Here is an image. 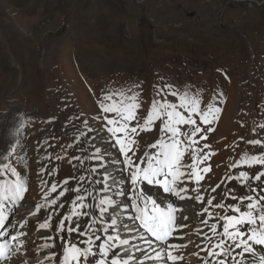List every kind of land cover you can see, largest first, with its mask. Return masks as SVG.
Returning a JSON list of instances; mask_svg holds the SVG:
<instances>
[{
	"label": "rangeland",
	"instance_id": "374dc122",
	"mask_svg": "<svg viewBox=\"0 0 264 264\" xmlns=\"http://www.w3.org/2000/svg\"><path fill=\"white\" fill-rule=\"evenodd\" d=\"M162 83L198 94L204 109L210 103L222 108L218 121L211 125L215 130L200 142L201 147L207 143L216 153L207 161L211 170L201 181L204 203L173 198L175 206L183 210L178 213V223L187 225L176 234L183 239L172 241L187 245L179 264H202L193 255L199 252L197 245L203 246L202 232L207 231L200 220L207 214L200 213L209 207V211L223 214L208 206L207 199L216 196L215 204L236 185L235 180L228 181V175L264 170L259 165L230 167L244 153L261 154L262 146L250 145L248 140L264 141V131L259 129L264 125V0H0V162L21 170L28 188L19 206L7 209L8 236L21 230L20 223L36 219L30 214L45 187L41 167L55 169L52 175H43L50 186L72 176L78 178L83 164L99 166L86 157L92 156L94 143L103 149L108 142L101 143L82 123L87 118L90 126H100L92 119L98 112V98L105 92L142 90L138 110L142 123L152 99L159 98L155 88ZM167 99L176 102L171 96ZM6 122L24 126L16 137L23 148L10 160L3 155L7 151ZM159 123L136 138L137 158L160 137ZM9 131L14 134L15 128ZM81 132L85 135L80 136ZM99 172L102 177L104 169ZM74 181H69V187L77 185ZM251 183L264 187L258 181ZM217 184L220 188L213 193ZM188 187L195 197L191 192L195 185ZM67 205L64 209L53 206L59 217L66 213ZM213 222L209 220V224ZM23 231L28 232L26 254L22 250L13 264L35 258L40 263L46 251L36 254L32 249L41 250L44 241H35L41 231L30 227ZM56 240L59 244V237Z\"/></svg>",
	"mask_w": 264,
	"mask_h": 264
},
{
	"label": "snow or ice",
	"instance_id": "6c2138e0",
	"mask_svg": "<svg viewBox=\"0 0 264 264\" xmlns=\"http://www.w3.org/2000/svg\"><path fill=\"white\" fill-rule=\"evenodd\" d=\"M136 88L140 89V85ZM155 91L159 98L152 99L142 123L138 116L142 107V90L132 89L127 93L105 92L97 99L98 112L92 119L94 123L99 121L98 128L90 126L87 118L82 121L88 132L96 133L101 143L108 142L103 149L94 143L92 156L86 157L99 164L90 169L91 174L104 169L101 178L92 180L84 175L72 176L60 185L52 182L49 186L43 175H52L55 169L48 171L41 167V185L45 186L41 196L43 202L37 203L30 215H38L42 209L47 215L43 222H38L37 231L52 229L53 215H60L53 206L64 209L70 199V207L55 229L59 244L52 235L41 238L44 241L39 245L41 252L48 251L40 264H179L183 261L182 251L187 245L172 241L183 239L182 235L176 234L187 225L178 223V213L183 210L175 206L173 198L204 203L201 181L211 170L207 161L216 153L207 143L201 147L200 142L206 141L207 134L215 130L211 125L218 121L222 108L210 103L204 109L198 94L177 91L169 83H162ZM168 96L175 98L176 102H170ZM157 122H160V137L137 158L136 138L142 132L153 131ZM10 127L15 128L14 134L9 131ZM23 127V124L17 127L15 122L12 125L5 123V160H10L23 148L16 139ZM259 129L264 131V125H259ZM84 135V132L80 133V136ZM247 143L262 146L261 154L244 153L231 164V168L264 166V141L251 139ZM186 157L190 158V163L186 162ZM73 159L81 165L84 163L80 157L74 156ZM262 178L264 170L255 173L241 170L238 175H228V181L237 183L223 193L219 202L213 203L216 196L207 199L208 206L222 210L223 214L209 211V207H203L200 213L202 216L207 214L201 223L208 232H202L203 246L197 245L199 252L193 255L202 264H229V260L231 264H264V187L260 184L253 187L251 183H264ZM86 179L92 190L84 187ZM70 180H76L77 186L69 187ZM189 184L195 185L191 188L195 197L189 194ZM95 185L102 187L96 191ZM218 188L220 184L211 191L216 193ZM27 191L22 171L10 163L0 162V227L8 219L7 209L18 207ZM69 193H75L74 197L60 202ZM89 198L93 203L87 202ZM228 199L236 203L227 204ZM49 209L53 211L49 212ZM183 219L187 220V216ZM212 219L215 222L209 224ZM27 223V220L20 223L21 230L9 241L0 243V264H12L22 250L26 254V242L22 237L27 233L22 229ZM201 253L205 255L201 256ZM246 256L253 259L246 262Z\"/></svg>",
	"mask_w": 264,
	"mask_h": 264
},
{
	"label": "bare ground",
	"instance_id": "6f19581e",
	"mask_svg": "<svg viewBox=\"0 0 264 264\" xmlns=\"http://www.w3.org/2000/svg\"><path fill=\"white\" fill-rule=\"evenodd\" d=\"M86 66V65H85ZM2 121V120H1ZM88 140V139H87ZM62 145V144H61ZM60 150V149H59ZM84 166V169H82V172H81V175H84L86 178H90V179H92V180H94V179H99V178H101V173L99 172L98 174H91L90 173V169L92 168V167H97V165H95V164H92L91 162L90 163H87V164H83L82 165V167ZM213 172V171H212ZM220 174V173H219ZM215 175V174H214ZM208 178V177H207ZM226 179V178H225ZM76 181V180H75ZM74 181V183H76ZM228 185V184H227ZM71 186H72V184H71ZM77 186V185H76ZM75 186V187H76ZM74 187V186H73ZM84 187H88L89 188V190H92V188H91V185L89 184V181H88V179H86V181L84 182ZM100 187H102L101 185H95V189H96V191H98L99 190V188ZM224 188V187H223ZM225 191V190H224ZM223 191V192H224ZM96 194V192L94 191V195ZM74 195H75V193H69V194H67L66 195V197L65 198H63L60 202H63L64 201V199H68L69 197H74ZM100 195H101V193H100ZM222 196V195H221ZM219 197V196H218ZM87 202L88 203H93V201L91 200V198H89L88 200H87ZM37 203H42V201L41 200H39L38 199V201L35 203V205L37 204ZM34 205V206H35ZM66 205H67V203H66ZM69 207H70V199H69V203H68V205H67V208H66V212L69 210ZM34 210H35V207H34ZM50 210V209H49ZM48 210V211H49ZM49 212H51V211H49ZM46 215H47V213L42 209L41 210V212L38 214V215H36V219L34 220V221H32L31 220V222L30 221H28V223H27V225H26V228H32V229H35V230H37V227H38V222H43V220L46 218ZM201 216V215H200ZM21 218V217H20ZM59 218H61V217H59L58 215H53V218H52V229L51 230H40L41 231V233L38 235V238L37 239H35V241L36 242H40V240H42L41 238L42 237H45V236H47V235H52V236H54V237H56V232H55V223L59 220ZM200 220H202V219H200ZM204 226V225H203ZM206 230L207 231H205V232H208V228H206ZM20 231V230H19ZM15 233H17V231H15ZM197 237V236H196ZM58 237H56V239H57ZM32 241H34V240H32ZM34 241V242H35ZM194 242V241H193ZM198 242V241H197ZM177 243H181V244H184V243H182V242H177ZM193 244H195V243H193ZM196 245V244H195ZM46 252L45 253H47V251L48 250H45ZM237 251H239V250H237ZM257 251H258V254H259V246H257ZM183 252V251H182ZM237 259H239V257H237ZM253 258L251 257V256H246L245 257V260H246V262L247 261H251ZM12 264H13V262H12ZM24 264H40L39 262H37L36 260H34V261H31V262H26V263H24ZM229 264H231V261L229 260Z\"/></svg>",
	"mask_w": 264,
	"mask_h": 264
}]
</instances>
